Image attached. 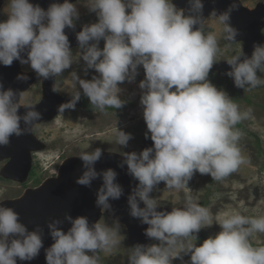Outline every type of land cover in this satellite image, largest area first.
Wrapping results in <instances>:
<instances>
[{
	"label": "clouds",
	"instance_id": "clouds-1",
	"mask_svg": "<svg viewBox=\"0 0 264 264\" xmlns=\"http://www.w3.org/2000/svg\"><path fill=\"white\" fill-rule=\"evenodd\" d=\"M89 4L98 20L83 27L76 39L86 47L82 58L87 67L99 74L79 80L90 102L100 110L121 108L118 85L133 79L138 66L145 74L140 82V88L146 89L141 104L153 146L126 153L125 163L140 186L129 198L131 214L149 225L146 235L159 243L134 247L130 264H172L180 253L190 257V264H264V246L254 247L249 240L254 232L264 233V216L226 214L218 220L221 230L196 244L193 234L213 222L209 209L189 196L183 208L157 211V201L149 196L160 182L186 189L194 172L220 181L248 162L239 146L243 133L235 126L248 119L252 110L242 112L208 81L217 52L215 36L205 37L196 20L178 10L173 0H89ZM196 7L202 8L200 0ZM77 15L69 0L47 9L30 0H7V17L0 20V64L30 63L44 78L62 73L72 62L65 28L74 27ZM228 19L227 14L220 16L222 22ZM25 50L26 60L21 58ZM238 60L228 61L232 66L228 75L235 85L261 83L257 69L264 63V47H256L251 58ZM14 96L10 89L0 90V144L20 134L21 119L27 122L39 115L30 111L21 117ZM129 139L130 134L118 131L119 144L127 145ZM101 155L96 149L81 156L87 170L77 183L88 186L97 178L93 165ZM102 175L104 187L97 203L107 206L109 198L121 196L122 188L115 183L114 170ZM137 196L144 208L138 206ZM67 219L71 223L67 231L59 227L60 221L48 225L53 243L45 249L46 264H97L89 253L117 243L115 234L100 223L90 226L83 216ZM42 248L39 230L29 231L15 210L0 206V264L31 261Z\"/></svg>",
	"mask_w": 264,
	"mask_h": 264
},
{
	"label": "rangeland",
	"instance_id": "rangeland-1",
	"mask_svg": "<svg viewBox=\"0 0 264 264\" xmlns=\"http://www.w3.org/2000/svg\"><path fill=\"white\" fill-rule=\"evenodd\" d=\"M236 1L247 11L254 12L257 19H260L257 23L260 25L258 46L264 47V0ZM1 2L0 20H3L7 17V0ZM69 2L75 5L78 14L73 18L74 27L71 28L75 36L69 39L72 53L70 67L58 75L44 78L31 68L30 63L14 61L19 72L26 77L20 92V105L34 106L46 99H57L58 105L54 112L36 121L29 128L28 136L32 142L28 147V168L22 176H16L9 170L15 148L11 138L7 144H2L7 154L0 157V206H5L10 200L21 198L26 192H37L47 179L60 182L62 179L60 169L67 160L82 161L83 154L100 149L102 155L94 165H98L107 156L115 158L120 164H125L126 153H140L153 145L143 119L141 98L146 89L140 88V82L145 79L142 66H138L133 79H126L118 85L120 88L118 96L123 101L119 109L100 110L84 94L79 80H91L93 76L99 74L87 67L82 58L86 47L82 48L79 45L76 36L83 27L96 23L98 17L90 10L89 0ZM173 3L186 16L190 15L196 20V28L205 37L213 35L216 38L217 52L209 71L208 81L218 90L224 91L239 105L242 112L252 110L248 119L235 126L243 133L239 146L248 160L246 164H242L236 172L220 181H216L210 174L194 172L188 180L186 189L169 188L164 182H160L149 194L151 199L157 201V210L171 211L173 208H183L189 196L201 206L208 208L213 222L193 234L196 237L194 243L199 244L221 230L218 220L226 214L238 212L247 217L264 216V63L257 69V78L261 83L255 87L248 84L243 88L237 87L234 78L228 75L232 70L228 61L234 57L239 58L238 62L251 58L256 47L237 33L230 18L224 22L220 20L224 13L218 7L204 6L205 8L197 11L190 0H173ZM226 28H231L232 32L226 31ZM99 46L103 47V41ZM77 93L78 100L75 99ZM82 102L91 103L92 107ZM68 104H72V107H64ZM118 131L130 134L131 139L127 145L117 142ZM8 150L11 151L10 154ZM136 198L144 205L138 196ZM96 223L110 229L115 234L113 238L117 243L89 255L97 259V264H130L129 257L136 247L131 236L132 227L108 204L101 207ZM249 240L254 247L264 246V233L254 232ZM155 243L159 242L148 237L144 245ZM172 264H190V257L180 253Z\"/></svg>",
	"mask_w": 264,
	"mask_h": 264
},
{
	"label": "water",
	"instance_id": "water-1",
	"mask_svg": "<svg viewBox=\"0 0 264 264\" xmlns=\"http://www.w3.org/2000/svg\"><path fill=\"white\" fill-rule=\"evenodd\" d=\"M30 2L47 9L52 3H63V0H30ZM190 2L197 11H200L204 6L218 7L232 20L238 34L247 38L254 47L260 44L258 41L260 25L257 24L260 19H257L254 12L247 11L240 6L236 0H200L202 8L196 7V0H190ZM65 33L69 39L75 36L72 34L71 28L66 27ZM21 57H27V50L21 54ZM25 81L26 77L19 72L14 62L11 66L0 64V90L10 89L15 93L14 101L18 105L19 115L23 117L30 111L39 114L38 118L30 119L27 122L21 119L20 134L10 136L15 148L9 170L16 176H22L28 168V147L32 142L28 136L29 128L36 121L46 118L47 114L53 112L58 105L57 99H46L38 105L22 107L19 100ZM8 152L11 153L9 150ZM2 154H7V150H3L2 144H0V157ZM121 165L123 166L121 167ZM93 167L98 174L97 178L92 180L88 186L81 185L77 181L87 170L84 167V162L73 159L67 160L62 165L60 182H53L50 179L48 185H42L37 192H26L22 196L25 197L23 200L16 201L13 199L4 206L15 210L29 231L39 230L43 240V248L36 258L31 261H18V264H46L45 249L53 243L48 227L50 223L60 221L59 227L67 231L71 227L67 217L75 219L83 216L88 219L90 226L96 224L100 209L103 206L97 203L98 193L104 187L102 174L108 169L117 173L115 183L122 188V194L118 199L109 198L107 204L132 227L131 236L134 238L136 246L144 245L148 238L146 229L149 225L144 223L141 217H134L131 214L129 203V198L135 195L140 187L139 181L129 173L126 163L120 164L110 156L104 158L98 165H93ZM136 202L140 208L145 207L137 198Z\"/></svg>",
	"mask_w": 264,
	"mask_h": 264
},
{
	"label": "bare ground",
	"instance_id": "bare-ground-1",
	"mask_svg": "<svg viewBox=\"0 0 264 264\" xmlns=\"http://www.w3.org/2000/svg\"><path fill=\"white\" fill-rule=\"evenodd\" d=\"M1 1V0H0ZM2 3V2H1ZM1 5V4H0ZM54 112V111H53ZM54 118V117H53ZM71 160V159H70ZM61 167V166H60ZM61 171L63 170V168L61 167V169H60ZM60 173V172H59ZM49 180L50 179H47L45 182H43V184L42 185H45V186H47L48 185V183H49ZM24 196V195H23ZM25 197H22L21 196V198H18V199H14V200H16V201H20V200H23ZM127 224V223H126ZM128 227V226H127ZM130 227V226H129Z\"/></svg>",
	"mask_w": 264,
	"mask_h": 264
},
{
	"label": "trees",
	"instance_id": "trees-1",
	"mask_svg": "<svg viewBox=\"0 0 264 264\" xmlns=\"http://www.w3.org/2000/svg\"><path fill=\"white\" fill-rule=\"evenodd\" d=\"M85 105L88 106V107H92L91 103H85Z\"/></svg>",
	"mask_w": 264,
	"mask_h": 264
},
{
	"label": "flooded vegetation",
	"instance_id": "flooded-vegetation-1",
	"mask_svg": "<svg viewBox=\"0 0 264 264\" xmlns=\"http://www.w3.org/2000/svg\"><path fill=\"white\" fill-rule=\"evenodd\" d=\"M82 103H84V102H82ZM85 103H87V102H85ZM85 103H84V105H85Z\"/></svg>",
	"mask_w": 264,
	"mask_h": 264
}]
</instances>
